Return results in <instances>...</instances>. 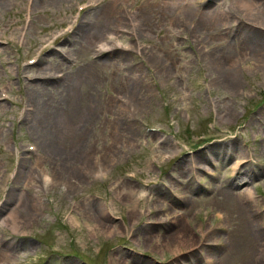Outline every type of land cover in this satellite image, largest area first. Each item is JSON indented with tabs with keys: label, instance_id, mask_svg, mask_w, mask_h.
Wrapping results in <instances>:
<instances>
[{
	"label": "rangeland",
	"instance_id": "374dc122",
	"mask_svg": "<svg viewBox=\"0 0 264 264\" xmlns=\"http://www.w3.org/2000/svg\"><path fill=\"white\" fill-rule=\"evenodd\" d=\"M168 1L229 18L193 28ZM238 1L0 0V264H264V50L245 43L264 0L250 20ZM227 44L238 62L215 64ZM71 106L91 112L73 129Z\"/></svg>",
	"mask_w": 264,
	"mask_h": 264
},
{
	"label": "bare ground",
	"instance_id": "6f19581e",
	"mask_svg": "<svg viewBox=\"0 0 264 264\" xmlns=\"http://www.w3.org/2000/svg\"><path fill=\"white\" fill-rule=\"evenodd\" d=\"M237 3H238L237 5L241 9L244 10V14L242 16L245 17L246 19H249L253 15L254 8H259V7H257V5L261 6L260 3L254 2V0H240ZM124 4L120 3V7H123ZM108 5L105 6V9L103 11H101V13H99L97 15V16H99V17H97V19H99L101 21H108L109 20V22L111 21V19L112 20L115 19L116 22H120L123 19L124 15L123 16L116 15L117 14L116 13L117 9H119V8H116V6H114L113 4L111 6L110 5L108 6ZM166 7L169 8V9H167V8L166 9L168 10L169 15L171 16V19H173L175 21L177 20V18H178V20H181L182 17H185V16H187V17L190 16L191 18H194L195 19V22H194L195 25H193V28H196L197 25H199V27H200V24H202V23L204 24L205 21H208V22L209 21H214V20L216 21L218 16H219V18H221L223 20L229 18V15L226 13L224 8L220 7V6L216 7V9H214V10L212 9V10H209V11H204V10H201V8L199 9L198 7H195V3H193V2L192 3L191 2H186L184 4V3H182V1H168L166 3ZM137 21H138V19L136 17H135V20H133L131 18L130 19L131 27L135 26V28H136V26H138ZM224 24H226V22ZM89 33H91L90 30L87 31L85 33V35H87ZM102 40L103 41L100 40V45H99L100 46L99 51H100L101 54H103L104 52L110 51V48H113L111 45H109V43H111V42H108V40L106 41L104 39H102ZM245 43L247 45L249 44L250 46L256 44L258 47L260 46L262 48V50H264V45H263L264 43L263 42L256 41L255 43H252V44H250V42H248V43L245 42ZM227 46H229V48L226 49L224 52H222V55L220 57H218V59L215 58L213 60L215 64H217V63L220 64L221 61L223 63H226L228 61L229 65L230 64L234 65L235 63L238 62L237 59L235 58L236 56L232 57V55H229V52H231V48H232L231 44H227ZM244 46H245V44H244ZM227 53H228V56H226ZM220 71L218 72V78L220 77L221 80L223 81V83L227 84L228 86L234 85V83H236L237 75H236V73L233 70H220ZM43 110H45V112L42 111L41 113L37 114V117H38L37 118V123L40 126L43 125L44 127L47 128V131H48V134H49L50 138L49 139L47 138V140L49 142L47 143L46 146H47V148L53 150L56 153L64 152L65 146L64 147L60 146L58 144V141H57L58 134L56 132L58 131V129H57L56 120H52L54 116L60 115L61 112L59 110H56V111H53L54 113L53 112L50 113V111H47L46 107H43ZM87 112H88V109L71 106L68 110H65V112H64L65 115L62 116L63 115L62 114L61 116H62V118L65 117V118L68 119V125H69V127L71 129H73V125L75 123H78V121H79L78 119L79 118L83 117V122H84V120H86L84 118H86V117L89 118V116L91 115L90 114L91 112H88V113ZM61 116H59V117H61ZM80 134H82V133H80ZM80 134H77V135H80ZM78 139H79L78 143H80V138H78ZM78 143H76V145H77L76 153H77L78 147H79ZM61 154L64 155V153H61ZM74 155L75 154L72 151L71 152V156H74ZM66 157H67V155L65 154L63 160L66 159ZM62 165H64V164H62ZM67 168L69 169V172L72 174V176H74V167L67 165ZM70 170H72L73 172H71ZM46 177H48V176H46ZM227 194H228V196H231V193L228 192ZM238 196H242L244 198L246 197V198H249V199H253V194H252V192H251V190L249 188L246 189L244 192H241ZM31 204H33V205H31L32 213L33 212L36 213L38 211V207L40 205V201L37 200V201H35V202L31 203ZM92 208H93L92 204H87L88 212L92 213L93 212ZM97 210H99L104 215V210H102V211H101V209H97ZM105 210H106V208H105ZM95 215L96 214L92 213V216L96 218ZM8 216L11 218V220L13 222L12 228L14 230L17 229L18 225H17V223L14 220L15 219V217H14L15 216V212H13V211L10 212L8 214ZM16 219H17V217H16ZM108 231H110V230L108 229Z\"/></svg>",
	"mask_w": 264,
	"mask_h": 264
}]
</instances>
